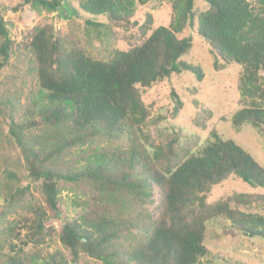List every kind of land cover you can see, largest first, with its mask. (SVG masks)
<instances>
[{
    "label": "trees",
    "instance_id": "obj_1",
    "mask_svg": "<svg viewBox=\"0 0 264 264\" xmlns=\"http://www.w3.org/2000/svg\"><path fill=\"white\" fill-rule=\"evenodd\" d=\"M64 1L21 6L63 14ZM151 2L170 4L167 26H155L150 12L142 24L135 20L137 8ZM68 11L83 18L88 39L104 44V58L70 25H35L16 40L0 16V75L12 59H25L38 88L25 101L21 90L0 93L5 136L25 172L13 168L0 182V264H199L209 254L207 224L218 218L264 241V214L254 211L264 207V167L215 130L201 146L198 137L161 127L184 107L175 88L166 115H153L144 101L145 92L184 72L203 82L201 67L184 60L196 34L216 71L243 70L233 128L264 132V0H77ZM118 42L128 48L110 46ZM213 117L204 109L194 124L206 129ZM228 179L263 192L210 202L212 189ZM53 242L61 248L45 251Z\"/></svg>",
    "mask_w": 264,
    "mask_h": 264
},
{
    "label": "rangeland",
    "instance_id": "obj_2",
    "mask_svg": "<svg viewBox=\"0 0 264 264\" xmlns=\"http://www.w3.org/2000/svg\"><path fill=\"white\" fill-rule=\"evenodd\" d=\"M22 2L23 0H0V16H3L7 22L13 38L20 40L27 30L35 25L52 23L56 29H65L70 25L71 30H75L74 33L77 34L83 46L95 57L104 58V44H101L94 36L88 39L87 35L81 31L85 27L83 18L75 19L76 15L73 16L68 13L69 9L77 8V0H65L62 7L63 14L54 13L50 15L34 10L30 6H21ZM155 3L151 2L145 6H139L135 20L142 24L145 14L150 12L154 17L155 26H167L173 18L170 4L163 2L155 8ZM199 6V9H205L204 5ZM103 19L100 18V20ZM76 27H80V30H77ZM193 39V49L188 56L184 57V60L201 67L205 75L203 82L198 83L196 77L190 72L175 75L171 80L145 92V103L153 106V115H166L168 114L167 111H171L173 108L174 103L170 93L171 89L175 88L184 103V107L176 118H167L161 127H174L176 130H181L184 135L198 137L201 146L206 144L210 139L211 131L215 130L222 139L234 141L264 167V132L256 130L250 124H245L241 131H236L232 125L233 115L242 107L239 103L240 91L238 89L242 68L238 65H232L225 70L216 71L213 66L214 59L210 55L204 40L196 34H193ZM110 46L120 49L128 48L124 42L112 43ZM26 67L25 59H12L9 66L0 75V93L12 94L14 91L21 90L19 92L23 94V101H25V96H38V88ZM193 87L198 89L195 96L190 94ZM193 99L198 100L200 106H195L192 102ZM204 109H210L214 114L206 129L194 124V118ZM3 119L0 112V125L5 129V131L0 132V182L6 180L5 174L13 168L18 169L20 174H25L24 170L17 166L21 155L15 145L10 144L7 140L5 136L7 127ZM151 131L153 135H156L155 127H152ZM234 192H263V189L253 188L241 180L228 179L212 189L208 200L214 202ZM62 195L70 197L71 200L75 198L74 193L68 190H65ZM150 209H153V206H150ZM254 211L264 214V207L255 208ZM53 224L58 227L60 221L54 219ZM205 245L209 254L202 258L199 264H264V241L258 238L244 237L230 229L228 222L221 218L212 220L207 224ZM57 247L61 248L60 242H53L44 250L52 252ZM94 264L96 263L94 262Z\"/></svg>",
    "mask_w": 264,
    "mask_h": 264
}]
</instances>
